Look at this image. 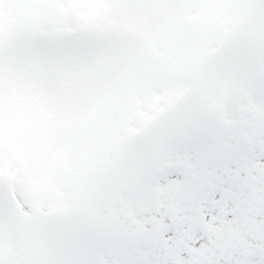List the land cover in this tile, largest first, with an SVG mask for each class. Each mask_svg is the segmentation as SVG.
Instances as JSON below:
<instances>
[{
  "label": "snow or ice",
  "instance_id": "obj_1",
  "mask_svg": "<svg viewBox=\"0 0 264 264\" xmlns=\"http://www.w3.org/2000/svg\"><path fill=\"white\" fill-rule=\"evenodd\" d=\"M0 264H264V0H0Z\"/></svg>",
  "mask_w": 264,
  "mask_h": 264
}]
</instances>
